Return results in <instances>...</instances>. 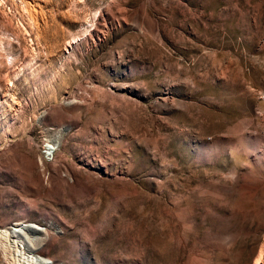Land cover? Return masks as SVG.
I'll return each mask as SVG.
<instances>
[{
  "label": "rangeland",
  "instance_id": "obj_1",
  "mask_svg": "<svg viewBox=\"0 0 264 264\" xmlns=\"http://www.w3.org/2000/svg\"><path fill=\"white\" fill-rule=\"evenodd\" d=\"M4 230L0 264H264V0H0Z\"/></svg>",
  "mask_w": 264,
  "mask_h": 264
},
{
  "label": "bare ground",
  "instance_id": "obj_2",
  "mask_svg": "<svg viewBox=\"0 0 264 264\" xmlns=\"http://www.w3.org/2000/svg\"><path fill=\"white\" fill-rule=\"evenodd\" d=\"M53 147H54V146H53ZM53 147H52V146H48V147H47V151H48L49 153H51L52 150H53ZM19 224H20V223H18V224H16V225H19ZM15 232H17L16 229H14L13 233H15ZM4 233H6V230L1 231V232H0V235H1V236H5ZM16 236H17V235H16ZM1 244H2V243H1ZM2 246H3L4 250L7 249V247H6V245H5L4 243L2 244ZM12 248H13V249H11V253H12V256H13V261H14V262H16V261H21V258H20L21 249H20V246H19V244H18V239L14 241V244H13V247H12ZM4 254H5V253H4Z\"/></svg>",
  "mask_w": 264,
  "mask_h": 264
}]
</instances>
